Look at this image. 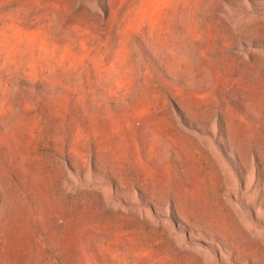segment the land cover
Instances as JSON below:
<instances>
[{"label":"rangeland","instance_id":"rangeland-1","mask_svg":"<svg viewBox=\"0 0 264 264\" xmlns=\"http://www.w3.org/2000/svg\"><path fill=\"white\" fill-rule=\"evenodd\" d=\"M0 264H264V0H0Z\"/></svg>","mask_w":264,"mask_h":264}]
</instances>
